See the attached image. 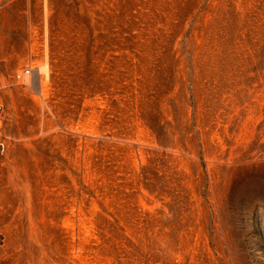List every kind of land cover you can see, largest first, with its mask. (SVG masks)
<instances>
[{
    "label": "rangeland",
    "instance_id": "374dc122",
    "mask_svg": "<svg viewBox=\"0 0 264 264\" xmlns=\"http://www.w3.org/2000/svg\"><path fill=\"white\" fill-rule=\"evenodd\" d=\"M0 264H264V0H0Z\"/></svg>",
    "mask_w": 264,
    "mask_h": 264
},
{
    "label": "trees",
    "instance_id": "16d2710c",
    "mask_svg": "<svg viewBox=\"0 0 264 264\" xmlns=\"http://www.w3.org/2000/svg\"><path fill=\"white\" fill-rule=\"evenodd\" d=\"M116 41H117V39L116 40L115 39H111V38L110 39H106L105 43H103V47L105 49L113 48L114 43L116 45Z\"/></svg>",
    "mask_w": 264,
    "mask_h": 264
}]
</instances>
